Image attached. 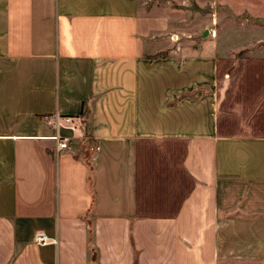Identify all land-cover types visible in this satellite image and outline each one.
Listing matches in <instances>:
<instances>
[{
	"label": "crops",
	"instance_id": "crops-1",
	"mask_svg": "<svg viewBox=\"0 0 264 264\" xmlns=\"http://www.w3.org/2000/svg\"><path fill=\"white\" fill-rule=\"evenodd\" d=\"M207 1L0 0V264H264V10Z\"/></svg>",
	"mask_w": 264,
	"mask_h": 264
},
{
	"label": "rangeland",
	"instance_id": "rangeland-1",
	"mask_svg": "<svg viewBox=\"0 0 264 264\" xmlns=\"http://www.w3.org/2000/svg\"><path fill=\"white\" fill-rule=\"evenodd\" d=\"M228 5L219 6L216 12V28L218 30L217 41L219 45L222 46H237L244 44L245 39L248 38L249 34L252 32L256 33L261 29V24L258 22L255 30H250V27H240L234 24V19L232 12H234L236 6H242L244 4L253 3V6L256 10H264V0L257 2L256 0H226ZM182 3V4H178ZM170 4L174 7H182L184 10V15L180 12V25L179 29L173 31L176 33L175 36H171V39L176 40L177 43L182 45L184 40L205 39L206 35L203 37L198 36L202 28H206L208 25L207 19L212 16L208 15L209 13L206 10V5H209L207 0H180L176 2L175 0H170ZM184 22V23H182ZM210 23V22H209ZM173 37V38H172ZM242 51L239 52L236 56H240Z\"/></svg>",
	"mask_w": 264,
	"mask_h": 264
},
{
	"label": "built area",
	"instance_id": "built-area-1",
	"mask_svg": "<svg viewBox=\"0 0 264 264\" xmlns=\"http://www.w3.org/2000/svg\"><path fill=\"white\" fill-rule=\"evenodd\" d=\"M42 120L48 124L54 127L55 133L51 136V139L54 141L55 144V151H71L72 147L70 146V140L71 139H79L84 140L88 139V137L84 136L81 133L78 135H75V131L80 129V124L76 117H72L69 115H61L57 113L52 114H43L41 116ZM66 129L70 131V135H61L56 132L57 129ZM91 150H96L97 145L90 146ZM32 241L37 245H45L52 240L47 237L42 232H36L34 233L32 237Z\"/></svg>",
	"mask_w": 264,
	"mask_h": 264
},
{
	"label": "trees",
	"instance_id": "trees-1",
	"mask_svg": "<svg viewBox=\"0 0 264 264\" xmlns=\"http://www.w3.org/2000/svg\"><path fill=\"white\" fill-rule=\"evenodd\" d=\"M85 115H87L86 114V112H84L83 110L80 112V114H79V116L82 118V117H85Z\"/></svg>",
	"mask_w": 264,
	"mask_h": 264
},
{
	"label": "water",
	"instance_id": "water-1",
	"mask_svg": "<svg viewBox=\"0 0 264 264\" xmlns=\"http://www.w3.org/2000/svg\"><path fill=\"white\" fill-rule=\"evenodd\" d=\"M206 32H207V31L205 30V31L203 32V34H202V35H206Z\"/></svg>",
	"mask_w": 264,
	"mask_h": 264
}]
</instances>
